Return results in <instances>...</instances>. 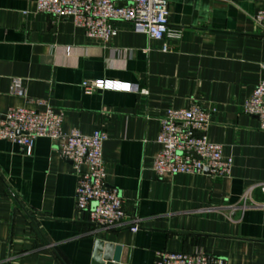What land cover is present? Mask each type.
I'll list each match as a JSON object with an SVG mask.
<instances>
[{"label":"crops","instance_id":"crops-1","mask_svg":"<svg viewBox=\"0 0 264 264\" xmlns=\"http://www.w3.org/2000/svg\"><path fill=\"white\" fill-rule=\"evenodd\" d=\"M35 1L0 0V115L49 106L63 132L103 133L106 185L125 218L117 229L88 222L74 205L71 164L50 140L37 139L29 155L0 141V264H97L96 241L112 246L117 264L195 250L228 264H264V132L243 111L264 82V30L253 21L264 0H166L178 42L151 40L122 21L110 23L107 42L89 38L70 19L37 12ZM14 79L24 96L10 93ZM97 79L127 90L86 95L81 83ZM193 104L207 112L205 136L232 158L231 171L157 178L160 119ZM99 261L113 263L103 252Z\"/></svg>","mask_w":264,"mask_h":264},{"label":"built area","instance_id":"built-area-1","mask_svg":"<svg viewBox=\"0 0 264 264\" xmlns=\"http://www.w3.org/2000/svg\"><path fill=\"white\" fill-rule=\"evenodd\" d=\"M37 12L52 20L70 19L86 37L107 42L115 35L110 23H132L137 31L155 41L178 42L181 30L170 26L166 0H36ZM264 30V9L253 17ZM163 44V51L167 50ZM81 87L86 95L107 89L127 90L115 82L84 80ZM14 96H24L22 83L14 79L10 87ZM39 105H44L38 101ZM243 111L258 121L264 132V82L259 83L244 102ZM208 114L199 105L187 109H170L160 119L156 143L160 150L154 158L152 172L157 178L174 175L205 174L213 179L227 177L232 158L224 157L222 146L205 136ZM37 139H48L57 147L59 156L70 162L76 176L75 208L86 214L89 223L98 229L121 227L125 215L123 201L115 188L105 181L102 145L103 133L89 135L77 130L62 131V116L51 107L43 110L25 107L11 108L0 115V141H10L25 150L26 155ZM264 195V183L258 185ZM242 207L250 201V189L241 196ZM138 227H130L132 233ZM154 264H228L224 259L207 257L201 250L192 253L160 252Z\"/></svg>","mask_w":264,"mask_h":264},{"label":"water","instance_id":"water-1","mask_svg":"<svg viewBox=\"0 0 264 264\" xmlns=\"http://www.w3.org/2000/svg\"><path fill=\"white\" fill-rule=\"evenodd\" d=\"M112 250V246L109 244L104 245L100 241H96L94 243V255L93 260L95 263L99 264L100 260V253L103 252V260L107 262H113L108 264H117L116 261L111 260L110 253Z\"/></svg>","mask_w":264,"mask_h":264}]
</instances>
